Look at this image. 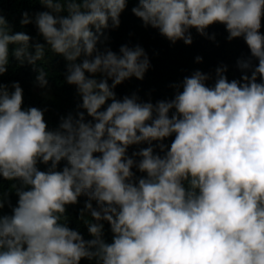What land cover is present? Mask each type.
I'll list each match as a JSON object with an SVG mask.
<instances>
[{"label": "clouds", "instance_id": "clouds-1", "mask_svg": "<svg viewBox=\"0 0 264 264\" xmlns=\"http://www.w3.org/2000/svg\"><path fill=\"white\" fill-rule=\"evenodd\" d=\"M39 3L20 24L43 43L0 14V75L11 57L47 89L44 65L62 56L80 102L49 128L46 109L22 106L18 81L0 82V177L12 182L0 192V209L11 208L0 214V264H264V0H136L132 13L173 44H191L193 28L215 39L207 29L221 23L250 50L237 60L250 75L229 80L222 64L210 85L195 70L155 102L114 91L151 66L140 44L107 43L128 0ZM80 197L87 239L68 223Z\"/></svg>", "mask_w": 264, "mask_h": 264}, {"label": "trees", "instance_id": "trees-1", "mask_svg": "<svg viewBox=\"0 0 264 264\" xmlns=\"http://www.w3.org/2000/svg\"><path fill=\"white\" fill-rule=\"evenodd\" d=\"M135 3L136 0H128L126 9L120 15L119 27L106 30L109 33L107 43L116 51L124 43L130 45L140 44L147 52L151 66L142 80L131 77L117 85L114 91L118 98L135 92L142 100L151 99L155 102L158 99H169L175 91L171 85L181 81L184 76L190 75L195 70L208 73L211 79L206 83L213 84L215 69L222 64L227 65L225 74L229 80L240 79L244 71H248L250 75V70H242L237 66L238 58L250 56V50L246 42L242 37L228 40L226 38L227 31L223 24L214 23L208 27L207 32L210 35L215 34V39L200 35L193 28L191 29V44H185L183 40H178L173 44L161 35L158 29L143 25L141 19L131 11ZM41 10L45 9L39 3V0H0V14L7 17L12 31H24L33 38V41L43 43V37L38 34L33 23L20 24L24 11L34 14ZM260 31L264 33V19H262ZM198 55L202 57L199 62L195 60ZM65 63L62 56L54 55L51 57L50 61L44 65L49 72L48 88L41 89L34 84L36 72L32 66L27 63L19 65L10 57L8 69L5 74L0 75V82L18 81L23 89L22 106H36L46 109L44 119L47 121L49 128H54L58 124L60 116L66 115L69 111L75 112L76 104L80 102L75 86L64 80ZM253 63H256V61L253 60ZM86 119H90V117L86 116ZM173 138L174 136L166 138L165 143L170 145ZM146 146V144L129 146V155L133 150ZM65 163L66 161H60L58 169ZM38 166L41 170L47 168V165L44 164ZM134 171L136 170L134 169ZM137 175H142V173L137 172ZM11 183L0 177V192L8 190ZM9 199L12 205L16 204L18 197L14 191L9 192ZM84 199L85 197H80L77 204L68 205L67 215L69 226L78 229L87 239L90 236L86 226L78 219L79 209L83 207ZM10 212L11 208L8 206L0 209V214H10ZM104 235L105 239L111 242L112 233L107 222H105ZM80 264H94V262L81 259Z\"/></svg>", "mask_w": 264, "mask_h": 264}]
</instances>
